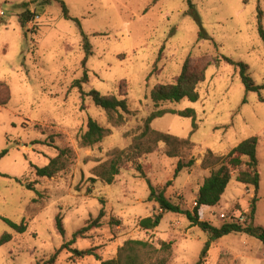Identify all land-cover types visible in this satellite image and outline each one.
<instances>
[{
	"label": "rangeland",
	"instance_id": "1",
	"mask_svg": "<svg viewBox=\"0 0 264 264\" xmlns=\"http://www.w3.org/2000/svg\"><path fill=\"white\" fill-rule=\"evenodd\" d=\"M60 1L80 20L91 43L93 55L85 68L80 31L63 17L59 2L42 10L41 0H0V83L11 91L10 103L0 108V156L6 152L0 157L5 176L0 177V238L13 237L0 246V264H51L52 256L102 211L98 226L80 235L71 249L93 250L105 261L116 258L125 242L140 240L151 244L153 262L166 258L167 264H197L210 235L186 216L168 213L155 230L140 228L142 219L161 213L148 201L149 186L193 211L200 187L220 167L203 166L207 152L224 158L252 137L259 139L261 175L252 224L264 228V88L247 92L239 69L224 60L248 65L256 85L264 87V42L258 31L264 0H192L193 10L187 0ZM26 11L33 17L22 29L20 17ZM189 57L200 67L210 65L198 87L199 101L154 104L151 90L173 84ZM85 71L89 82L82 94L73 86ZM92 91L128 100L121 126H113L95 106L88 96ZM187 109L196 112L195 132L192 120L178 115L151 123L155 131L190 141L178 146L176 158L168 157L170 147L160 143L136 164H124L112 185L92 181L94 169L108 162L111 153L135 151L150 115ZM89 118L110 134L92 148H80ZM57 148L72 150L75 159L52 179L37 177L35 167H46L57 157ZM191 160L195 164L176 175L178 163ZM255 196L233 175L220 203L202 208L200 219L220 228L232 216L248 212ZM4 220L24 223L27 230L18 234ZM54 264L101 261L65 249ZM203 264H264V246L233 233L211 243Z\"/></svg>",
	"mask_w": 264,
	"mask_h": 264
},
{
	"label": "trees",
	"instance_id": "2",
	"mask_svg": "<svg viewBox=\"0 0 264 264\" xmlns=\"http://www.w3.org/2000/svg\"><path fill=\"white\" fill-rule=\"evenodd\" d=\"M54 1L59 2L62 6L63 17L66 20L73 21L81 34L83 50L85 57L82 61V66L85 68L89 58L93 55L92 46L88 36L85 34L82 28V24L79 19L73 18L64 2L60 0H41L40 7L43 10L44 7L52 4ZM158 0L154 1L156 4ZM191 10L194 9L192 0H187ZM31 13L26 11L20 17V24L22 29H25L26 24L32 20ZM259 35L264 42V28L262 25L264 19V12L259 9ZM225 62L234 65L239 69V75L241 82L244 85L247 92H259L264 87L257 86L254 79L250 74V68L244 63H234L228 58H224ZM210 65L200 67L192 62L190 57L185 61L180 75L177 77L173 84L158 85L155 86L150 92L151 101L159 105L165 102L179 103L187 100L191 103H196L200 99L198 87L206 80V71ZM89 82L88 72H84V76L75 82V88H79L83 94V85ZM91 97L96 107L102 109L108 117L109 122L115 126H121L125 119L123 114L129 113L128 100L118 99L115 96L102 95L97 91H92L88 94ZM11 101V91L8 85L4 82L0 83V108L7 106ZM166 114L178 115L183 118H189L192 120L193 132L198 130L196 122V112L193 109H187L181 112H167L159 111L150 115L145 121V127L143 133L136 138V143L133 148L135 150L132 153L124 154V152L114 151L110 154L111 159L94 169L92 181L97 179L102 180L107 185H112L115 182L116 176L120 174L121 168L124 164L137 163V160L143 154H151L155 152L160 143H164L170 147L167 155L170 158H176L178 156L177 148L180 145H191L189 140H181L170 134H164L155 131L151 128V123L158 118H162ZM110 130L103 128L92 118L88 119L87 129L80 136L78 143L80 148H92L101 143L108 135ZM258 137L249 138L240 143L234 148L226 157H217L211 151L207 152V159L204 160L203 166L210 167L220 165L219 169L213 171L211 175L204 181L200 187L196 198L197 206L193 211L183 210L180 205L174 204L169 198L166 197L164 191L156 190L152 185L149 186L150 195L149 202H154L158 206L161 213L155 214L151 217H147L140 221V228L144 231H152L158 228L168 213L180 214L187 217L193 227H199L203 231L208 232L210 235V242L205 244L200 261L197 264H203L207 252L212 242L228 236L233 233H242L250 237L259 240L264 246V228L255 226L252 224V220L255 219L256 203L258 201V191L261 184V175L259 172L258 164ZM56 158L52 159L49 164L44 168L35 167L36 176L39 178L52 179L59 173L66 170L71 160L75 159V153L70 149H59ZM6 152L2 153L0 157H3ZM125 155V156H124ZM195 164L194 160H191L188 164L182 162L178 163L176 175H178L183 169L192 167ZM138 171H141L140 166L137 165ZM236 175V181L247 189H252L256 193L253 198L251 207L244 215L248 216V223L230 222L225 223L220 228H216L207 222H203L200 219V210L202 208H212L217 206L223 195L225 194L228 185L231 182L232 176ZM0 177H5L0 173ZM30 190H33L32 186H28ZM104 212L100 213L98 219L93 222L87 228H83L75 233L73 240L69 243H65L60 250H58L51 258L50 263L54 264L59 254L65 249L73 252L77 257L93 256L101 261V264H167L168 260L162 258L158 261H152V246L148 242L140 240H129L118 250L116 258L109 260H102L93 250L79 251L77 249H71V246L76 242L80 235L90 231L93 227H97L100 219L103 217ZM8 226L16 233L22 234L27 230V226L22 223L20 225L4 220ZM57 226L59 232L64 235V229L62 226L61 218L57 217ZM13 240L11 234H4L0 238V246H3Z\"/></svg>",
	"mask_w": 264,
	"mask_h": 264
},
{
	"label": "built area",
	"instance_id": "3",
	"mask_svg": "<svg viewBox=\"0 0 264 264\" xmlns=\"http://www.w3.org/2000/svg\"><path fill=\"white\" fill-rule=\"evenodd\" d=\"M1 14H3V13H1ZM195 206H197V204L195 203ZM220 218H221V220H223V221H225L226 222V220H227V217H226V215L225 214H221L220 215ZM232 223V222H240V223H242V224H244V223H248L249 222V219H248V216H246V215H244V214H240V216H236V217H234V216H232L231 218H230V220L228 221V223Z\"/></svg>",
	"mask_w": 264,
	"mask_h": 264
}]
</instances>
